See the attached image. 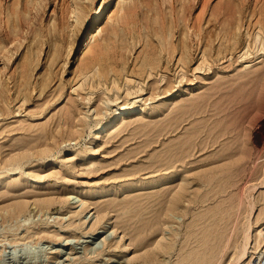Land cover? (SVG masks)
Returning a JSON list of instances; mask_svg holds the SVG:
<instances>
[{
	"label": "rangeland",
	"instance_id": "rangeland-1",
	"mask_svg": "<svg viewBox=\"0 0 264 264\" xmlns=\"http://www.w3.org/2000/svg\"><path fill=\"white\" fill-rule=\"evenodd\" d=\"M105 2L0 0V264H242L264 232V0Z\"/></svg>",
	"mask_w": 264,
	"mask_h": 264
},
{
	"label": "bare ground",
	"instance_id": "bare-ground-1",
	"mask_svg": "<svg viewBox=\"0 0 264 264\" xmlns=\"http://www.w3.org/2000/svg\"><path fill=\"white\" fill-rule=\"evenodd\" d=\"M114 1L115 0H106V2H105V8H104V10L105 11H111V9L113 8V4H114ZM201 1V0H200ZM204 4H206V3H204ZM199 5V4H198ZM97 14H99V13H97ZM207 18V17H206ZM220 18V17H219ZM243 20V19H242ZM178 23V22H177ZM251 23V22H250ZM262 23V22H261ZM242 24V23H241ZM264 25V24H263ZM197 26V25H196ZM217 26V25H216ZM243 27V26H242ZM241 28V27H240ZM251 28V27H250ZM249 28V29H250ZM198 30L199 29H197L196 31L198 32ZM245 30V29H244ZM263 30V29H262ZM194 32V31H193ZM199 34H201V30H199ZM258 32L260 33V30L258 29ZM256 33L255 34V36H254V42H256V41H258V39H259V37H260V35L262 34H259V33ZM192 33V32H191ZM7 34V33H6ZM199 34H195V35H199ZM172 35V34H171ZM167 36V35H166ZM191 36V35H190ZM193 36V35H192ZM262 36H263V34H262ZM92 37H93V35H91V36H88L87 37V39H86V44L84 45V47L82 48V51L81 52H87L88 50H89V45L91 44V41H92ZM165 37V36H164ZM171 37H173V36H171ZM195 37V36H194ZM197 37H199V36H197ZM229 37H230V40H232V43H233V45L234 46H236V45H238L239 44V39H238V33H236V29L234 30V32H230V34H229ZM261 38V37H260ZM229 39V38H228ZM227 39V40H228ZM191 40H192V38H191ZM200 40V39H199ZM253 40V39H252ZM260 40V39H259ZM262 40V39H261ZM260 40V41H261ZM210 41H211V39H210ZM243 41V40H242ZM167 42H169V41H167ZM195 42H196V40H195ZM198 42V41H197ZM0 43H1V41H0ZM176 43V42H175ZM258 43V42H257ZM211 44V43H210ZM261 45H262V43H260ZM259 44V45H260ZM263 44H264V36H263ZM167 45V44H166ZM176 45V44H175ZM199 45V44H198ZM164 46V45H163ZM168 46V45H167ZM172 46H174V45H172ZM193 46V45H192ZM215 46V45H214ZM251 47H252V44H251ZM256 47V46H255ZM162 48H164V49H168V48H166V46H164V47H162ZM192 48V47H191ZM258 48V47H257ZM169 49L171 50V47H169ZM173 49H175V47H173L172 48V50L170 51V52H173ZM243 48H241L240 50H242ZM261 49H263V48H261ZM192 50H194V49H192ZM259 50H260V48H259ZM103 51V50H102ZM106 51V50H105ZM167 51V50H166ZM175 51V50H174ZM248 51V50H247ZM246 51V53L245 54H247L248 52ZM165 52V51H164ZM169 52V53H170ZM251 52H253V49L251 50ZM166 53H168V52H166ZM148 54V53H147ZM165 54V53H164ZM171 55H172V53H170ZM176 54V53H175ZM244 54V53H243ZM193 55H194V51L193 52H191L190 53V49L188 48V44H187V42H186V39L184 38V41H183V45H182V50H181V52H180V56H178L179 58H178V61H177V64L179 63L181 66H183V64H185V63H187V62H191L193 59H194V57H193ZM100 56V54L98 55V57ZM166 56V55H165ZM164 56V57H165ZM175 56V55H174ZM241 56H242V53H241ZM246 56V55H245ZM169 58H170V56H169ZM171 58H172V56H171ZM101 59V58H100ZM100 59H98V60H100ZM228 59V58H227ZM226 59V60H227ZM174 60V59H173ZM204 60V59H203ZM225 60V59H224ZM94 61V60H93ZM164 61V60H163ZM175 62V61H174ZM173 62V63H174ZM204 62V61H203ZM201 63V64H203V65H206V64H209V63ZM205 62H207V61H205ZM172 63V62H171ZM244 64V63H243ZM194 66V65H193ZM200 67H202V65H199ZM199 66H197V67H199ZM207 66V65H206ZM189 67V66H188ZM93 68V67H92ZM91 68V69H92ZM171 68V67H170ZM173 69V68H172ZM172 69H170V70H172ZM179 69V68H178ZM202 69V68H201ZM196 70H198V68H196ZM93 71V70H92ZM159 71H161V70H159ZM96 72V71H95ZM199 72H201V71H199ZM199 72H197V73H199ZM163 73V72H162ZM196 73V74H197ZM152 73H151V71L148 73V76H150ZM157 74V73H156ZM158 75V74H157ZM87 76H90V75H87ZM93 76H95V75H93ZM100 77L101 76H99V78L98 77H96V78H98V82H100ZM155 77V76H154ZM146 78V77H145ZM161 78V77H160ZM164 78H165V76H164ZM182 78H183V76H182ZM175 81V80H174ZM90 82V81H89ZM139 86V85H138ZM142 91V90H141ZM131 93H133V92H131ZM173 94H175V92H171V91H169V95L171 96V95H173ZM128 95V94H127ZM130 95V94H129ZM110 102V101H109ZM134 113H135V108H133V107H131V108H124V107H122V108H118L117 110H116V112H115V115H114V117H113V119H112V124H111V126H115V125H117V123L123 118V117H126V116H131V115H134ZM107 129V125L106 124H102V125H100L99 126V129L98 130H100V131H102V130H106ZM263 229V228H262ZM262 229H259L258 230V234L261 236V240H263L264 241V232L262 233ZM261 240H255V242H254V244H253V239H252V230H251V234H250V232H248L247 234H246V236H245V243H244V245L242 246V249L240 250V253H239V255H238V261L240 262V263H242V264H251V259H252V257H253V255L256 253V252H258L259 250H262V247H264V244H263V246H260V244H261ZM264 243V242H263ZM252 244H253V246H252ZM260 247V248H259ZM264 252V251H263Z\"/></svg>",
	"mask_w": 264,
	"mask_h": 264
},
{
	"label": "built area",
	"instance_id": "built-area-1",
	"mask_svg": "<svg viewBox=\"0 0 264 264\" xmlns=\"http://www.w3.org/2000/svg\"><path fill=\"white\" fill-rule=\"evenodd\" d=\"M264 248L262 250H259L256 252L252 259H251V264H264Z\"/></svg>",
	"mask_w": 264,
	"mask_h": 264
}]
</instances>
